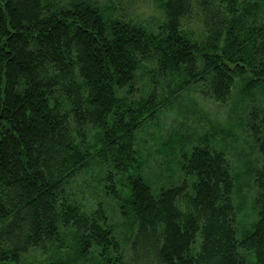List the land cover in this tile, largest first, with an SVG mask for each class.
Wrapping results in <instances>:
<instances>
[{
	"label": "trees",
	"instance_id": "1",
	"mask_svg": "<svg viewBox=\"0 0 264 264\" xmlns=\"http://www.w3.org/2000/svg\"><path fill=\"white\" fill-rule=\"evenodd\" d=\"M137 1L0 0V264H264V0Z\"/></svg>",
	"mask_w": 264,
	"mask_h": 264
},
{
	"label": "rangeland",
	"instance_id": "2",
	"mask_svg": "<svg viewBox=\"0 0 264 264\" xmlns=\"http://www.w3.org/2000/svg\"><path fill=\"white\" fill-rule=\"evenodd\" d=\"M136 10L138 12L139 15H143L144 17H148L149 15H151V13L153 12L152 9V0H138L136 2ZM174 115L171 117H167L165 116L164 122L168 125L171 121H173ZM189 120V117H185V116H181L180 118H178L179 122H183L184 126H190L191 123L187 122L185 123L184 120Z\"/></svg>",
	"mask_w": 264,
	"mask_h": 264
}]
</instances>
